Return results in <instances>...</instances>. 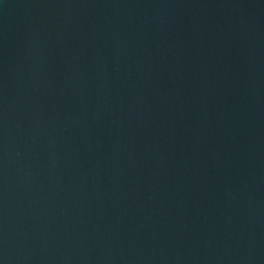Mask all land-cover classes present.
Here are the masks:
<instances>
[{
  "label": "water",
  "instance_id": "obj_1",
  "mask_svg": "<svg viewBox=\"0 0 264 264\" xmlns=\"http://www.w3.org/2000/svg\"><path fill=\"white\" fill-rule=\"evenodd\" d=\"M0 264H264V0H0Z\"/></svg>",
  "mask_w": 264,
  "mask_h": 264
}]
</instances>
